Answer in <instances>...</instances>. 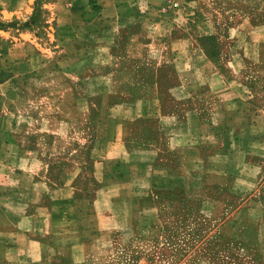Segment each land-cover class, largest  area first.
<instances>
[{
  "label": "crops",
  "instance_id": "crops-1",
  "mask_svg": "<svg viewBox=\"0 0 264 264\" xmlns=\"http://www.w3.org/2000/svg\"><path fill=\"white\" fill-rule=\"evenodd\" d=\"M65 1L81 12L49 49L0 34L13 64L0 66V264H84L86 248L137 250L132 264L162 249L176 263L223 241L264 261L262 12ZM63 138L68 156L44 158ZM81 222L97 235L78 237Z\"/></svg>",
  "mask_w": 264,
  "mask_h": 264
},
{
  "label": "rangeland",
  "instance_id": "rangeland-1",
  "mask_svg": "<svg viewBox=\"0 0 264 264\" xmlns=\"http://www.w3.org/2000/svg\"><path fill=\"white\" fill-rule=\"evenodd\" d=\"M13 1L14 0H0V34H2L3 31H8L10 32L11 37L9 38L11 39L12 36H19L21 31L24 32V34L27 33L25 31H28L29 34L24 36L25 39H31L32 41L43 43V46L48 49L52 46L53 33L56 29V24H66L64 26L68 27L67 23L73 18L71 15L75 13L80 14L81 12L79 7L76 9L71 7L74 2L65 0L60 3L55 0H30L28 3H20L17 5L16 11L18 13H13L12 8L6 9L5 12V8H7V6H12L11 3ZM226 1L238 6L236 10H233L234 13L238 12L240 15L251 13L259 16L260 12H262L264 15V0ZM201 11L200 14L205 16V18H208L209 21H214L217 17L222 19L226 18V15L228 16V14L219 15L216 12L214 13L212 10L205 8ZM218 11L223 13L221 10ZM58 19L60 21H58ZM222 29L223 30H221L220 33L225 34L228 30L227 25L225 26L222 24ZM209 43L214 46L212 40H209ZM223 46L224 45H221V47ZM7 56H9V54L6 48H0V66L1 68L5 67L6 71L9 69V63L11 64L7 59ZM2 72L3 75L1 74L0 77L7 78L8 73H5L4 69H2ZM260 74L261 73L258 69L253 70V73H249V78L253 83H259L260 78L258 79V77ZM261 79L264 81V71L263 74H261ZM14 82L19 83V76L14 79ZM72 139L73 138H70L69 140ZM67 141L68 138H63V140L59 141L57 147L55 146L53 149L44 152V154H42L43 157L65 158L68 154L67 152L62 153V149L65 148L64 146H66ZM86 178L87 177L81 179V182L84 183L87 180ZM85 224L86 223L81 222L76 229V234L82 239H84V237L86 238L85 231H90L88 228L85 230ZM72 235L74 234L72 233ZM90 235L95 236L97 235V232L90 231ZM86 243L89 244L90 242L88 241ZM136 252L137 250L131 249L92 250L86 248L84 253L87 255V262L84 264H132L134 256L138 254ZM140 252H150V264H264L262 255L258 249L253 246L245 247L243 244L231 241L208 244L199 249L192 250L182 262L181 260H178L176 263H173L174 261L170 262L172 257L165 256V250L162 249H155L147 252L146 250H140ZM186 259L188 260L186 261ZM140 264L147 263L142 261Z\"/></svg>",
  "mask_w": 264,
  "mask_h": 264
},
{
  "label": "built area",
  "instance_id": "built-area-1",
  "mask_svg": "<svg viewBox=\"0 0 264 264\" xmlns=\"http://www.w3.org/2000/svg\"><path fill=\"white\" fill-rule=\"evenodd\" d=\"M171 8L172 9L178 8V3L177 2H173L172 5H171Z\"/></svg>",
  "mask_w": 264,
  "mask_h": 264
}]
</instances>
